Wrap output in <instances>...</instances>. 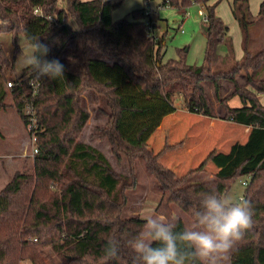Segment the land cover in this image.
Masks as SVG:
<instances>
[{
  "label": "trees",
  "instance_id": "16d2710c",
  "mask_svg": "<svg viewBox=\"0 0 264 264\" xmlns=\"http://www.w3.org/2000/svg\"><path fill=\"white\" fill-rule=\"evenodd\" d=\"M59 1L65 6L59 7ZM191 1L202 3L206 10V64L202 65L187 63L183 50L178 58L163 60L162 40L154 32L156 16L153 12L149 17L153 21L150 34L146 6L132 12L134 18L144 16V21L114 20L116 3L112 0H0V32L12 34L14 51L18 50V34L38 37L48 49L45 59H58L64 65V78H38L33 95L28 85L33 76L30 69L14 76V84L7 87V60L0 40V109L13 106L25 125L23 109L29 101L37 122L31 171H15L0 189V264H20L22 260L55 264L46 252L48 247L61 264H136L129 241L141 231L144 219L123 216L125 190L135 178L116 173L99 149L78 139L88 119L80 107V94L88 89L102 95L109 108L98 135L130 159L142 156L162 191L160 207L174 231L186 227L171 205L194 221L203 191L212 189L223 195L234 177L248 176L242 198L250 204L251 224L235 243L227 264H264V104L258 99L264 92V48L249 49V25L254 19L248 0H232L243 55L235 59L230 53V67L213 69L214 57H220V35L211 34L227 30L216 16L219 0H163V4L183 8ZM35 7L39 12H34ZM71 41L73 49L67 47ZM91 49L99 56H89ZM63 52L66 57L61 56ZM224 56L220 58L227 61L229 55ZM237 74L244 78L243 83L237 82ZM220 78L234 86L227 96L236 95L241 102L233 107L226 103L227 97L220 98L224 102L222 118L249 126L247 138L232 143L227 152L211 150L195 169L176 177L157 160L174 145L165 144L153 153L147 140L163 117L175 111L177 96L187 111L216 117L201 82L211 81L217 92ZM8 95L11 101L7 103ZM206 161L217 171L209 179L192 180ZM110 239L119 243L118 252L105 257L104 243ZM179 244L183 249V243Z\"/></svg>",
  "mask_w": 264,
  "mask_h": 264
},
{
  "label": "rangeland",
  "instance_id": "374dc122",
  "mask_svg": "<svg viewBox=\"0 0 264 264\" xmlns=\"http://www.w3.org/2000/svg\"><path fill=\"white\" fill-rule=\"evenodd\" d=\"M214 0H210L209 3ZM231 0H219L216 5V16L224 24L229 26L228 41L221 40L218 45V54H228L227 61L220 57H214L212 68L225 69L233 64L231 57H242L240 29L232 18L229 3ZM116 3L112 11L114 20L126 17L127 19H138L144 21V16L133 17L132 12L146 8L154 11V32L162 40L163 60L178 58L179 51L183 50L184 60L189 64H206L205 50L207 37L204 29V17L206 10L202 3L191 1L185 7L178 6L163 0H112ZM263 3V12L259 13L260 5ZM249 12L254 19L249 25V49L255 52L264 48V0H248ZM59 7H64L65 2L59 1ZM64 20V19H63ZM250 20V17H249ZM69 21H71L69 19ZM220 32L213 31V37H218ZM0 40L3 46L5 62L6 81L21 73L18 57L25 40L22 34L17 35L18 50L14 51L12 34L0 32ZM67 47L73 49L74 41L68 43ZM233 56H231V54ZM66 57L65 52L61 53ZM91 57L99 56V52L91 49ZM226 57V56H224ZM223 57V58H224ZM14 58V60H13ZM13 60V66H12ZM264 72V67L261 68ZM264 76V75H261ZM239 84L244 78L241 74L236 75ZM218 91L215 92L213 83L209 80L201 82L205 95L209 99L216 117L210 118L199 113H192L184 109L183 100L177 96L174 98L176 109L168 115L161 130L156 129L147 140V147L157 153L164 147H168L157 158L158 162L170 168L176 177H182L187 172L195 169L211 150L227 152L234 142H243L247 138L249 126L225 120L223 116V103L220 98L227 97L226 103L230 106H240L238 96L227 95L233 90L231 81L220 78L218 80ZM6 86V82H5ZM95 98V99H94ZM259 101L264 104V92L258 95ZM7 103L11 96L6 98ZM80 107L88 113V119L79 133L78 139L99 149L108 159L113 170L122 175L134 177V184L125 190L126 200L123 205V216H139L145 218L147 215L164 216L160 207L162 191L156 178L145 167L142 156L130 159L125 153L112 149L108 140L98 135V132L106 124L109 108L102 95H95L92 90H85L80 94ZM15 141V142H14ZM14 145V146H13ZM32 148L24 123L13 106L7 105L0 109V189L12 177L15 171L30 172L32 166ZM217 171V167L210 161L204 162L202 170L192 175V180L209 179ZM196 175V176H195ZM248 176L234 177L225 193L234 199H240L245 191ZM224 193V194H225ZM223 194V195H224ZM174 215L179 216L186 228L194 226L193 218L183 213L175 205H171ZM142 230V227H141ZM55 264H61V259L52 249L47 248ZM20 264H31L28 260H22Z\"/></svg>",
  "mask_w": 264,
  "mask_h": 264
},
{
  "label": "clouds",
  "instance_id": "9594fccd",
  "mask_svg": "<svg viewBox=\"0 0 264 264\" xmlns=\"http://www.w3.org/2000/svg\"><path fill=\"white\" fill-rule=\"evenodd\" d=\"M47 51L38 37L25 38L17 58L21 69H30L37 78H64V65L58 59H45ZM193 215L194 226L180 232L164 216L147 215L142 230L129 241L136 264H227L235 243L251 224L249 202L207 189ZM118 248L116 240H107L103 255L115 256Z\"/></svg>",
  "mask_w": 264,
  "mask_h": 264
},
{
  "label": "built area",
  "instance_id": "2783aa9c",
  "mask_svg": "<svg viewBox=\"0 0 264 264\" xmlns=\"http://www.w3.org/2000/svg\"><path fill=\"white\" fill-rule=\"evenodd\" d=\"M34 12H39V7H35L34 8ZM153 12L154 11H152V10H150L148 8H146L144 10L145 15L147 16L146 25H147V29H148L150 34L153 33V27H152L153 21L149 17L152 15ZM204 20H205V17H204ZM37 80H38V78L35 77L34 75L28 79V85L32 89L31 90L32 91V95L36 91ZM13 84H14L13 78H10V79L8 78L7 81H6V86L10 87ZM23 111H24V114L26 116L25 127H26V130H27V133H28L29 142H30V145H31V148H32V155H33L37 151V147L35 145L36 132H37V122H36L35 110H34V107L32 106V103L28 101L24 105ZM246 183H247L246 181H242V184H246Z\"/></svg>",
  "mask_w": 264,
  "mask_h": 264
},
{
  "label": "crops",
  "instance_id": "0c3cea01",
  "mask_svg": "<svg viewBox=\"0 0 264 264\" xmlns=\"http://www.w3.org/2000/svg\"><path fill=\"white\" fill-rule=\"evenodd\" d=\"M232 1V0H231ZM231 1H230V3H229V8H230V12H231ZM262 7H263V3H262ZM260 10V9H259ZM259 12V11H258ZM231 14H232V12H231ZM232 18H233V20L235 21V23L237 24V26L239 27V25H238V23H237V21L234 19V17H233V14H232ZM222 22V21H221ZM222 24L223 25H226L227 26V30H220L219 32L221 33L220 34V41L221 40H223V41H228V40H226L225 39V37H227V34H228V31H229V26L227 25V24H224L223 22H222ZM239 29H240V27H239ZM240 34H241V31H240ZM217 36H219V35H217ZM219 41V42H220ZM217 51H218V49H217ZM217 54H218V52H217ZM219 56H224V55H220V54H218ZM235 59H238L237 57H234ZM22 71V70H21ZM18 75V74H17ZM169 115V114H168ZM168 115H166V116H164L163 117V119H162V121H161V123H160V125L157 127V129L158 130H161V128L162 127H164V122H165V120H166V118H168ZM239 125H241V124H239ZM244 126V125H243ZM15 142V141H14ZM244 142V141H243ZM14 146V145H13ZM230 148V147H229Z\"/></svg>",
  "mask_w": 264,
  "mask_h": 264
},
{
  "label": "water",
  "instance_id": "95a60500",
  "mask_svg": "<svg viewBox=\"0 0 264 264\" xmlns=\"http://www.w3.org/2000/svg\"><path fill=\"white\" fill-rule=\"evenodd\" d=\"M204 29H205V30L207 29L206 26H204Z\"/></svg>",
  "mask_w": 264,
  "mask_h": 264
}]
</instances>
